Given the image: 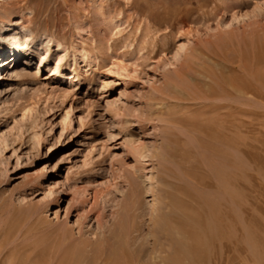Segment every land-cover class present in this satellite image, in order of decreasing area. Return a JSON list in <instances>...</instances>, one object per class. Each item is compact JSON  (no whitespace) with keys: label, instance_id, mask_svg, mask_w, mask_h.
I'll use <instances>...</instances> for the list:
<instances>
[{"label":"rangeland","instance_id":"obj_1","mask_svg":"<svg viewBox=\"0 0 264 264\" xmlns=\"http://www.w3.org/2000/svg\"><path fill=\"white\" fill-rule=\"evenodd\" d=\"M24 12L1 31L34 37V64L0 68V264H103L89 249L133 191L140 234L151 214L186 232L167 264H264V0Z\"/></svg>","mask_w":264,"mask_h":264},{"label":"bare ground","instance_id":"obj_2","mask_svg":"<svg viewBox=\"0 0 264 264\" xmlns=\"http://www.w3.org/2000/svg\"><path fill=\"white\" fill-rule=\"evenodd\" d=\"M35 1L37 2L38 0H0V68L7 60V57L5 58V55L8 49L10 50V52L8 53V57L10 56L12 58L11 62H19V59L24 58V62L26 65L34 64L31 63L32 57L34 56V52L32 51L34 37L26 40L25 47L18 49L19 46L17 45L11 46L10 43L5 44L6 42H3V40L7 39H5V37H2L1 31L4 27L9 28L10 24L13 25L20 23L23 26L25 23L33 22L35 19L34 16L32 14V16H28L24 11L27 9V6L31 2ZM67 1L68 0H66V2ZM169 14L172 15L173 13L169 12ZM84 53L85 52H83V54ZM85 56L87 55L85 54ZM46 63L47 59H38V66H43ZM55 68L57 69V71L55 74H53V77H55L54 79L56 80L66 76L67 74L73 79L78 78L76 76L75 70H72L70 73L66 74L59 60L55 63ZM18 72L20 78L23 79V77L26 76L24 73L22 74L21 70ZM135 194L136 191H133V193L131 194V198L126 201L125 206L123 205L121 207V211L116 213L117 218L115 222L116 224L113 225L114 227H111V229L109 227V229H106L107 231H103L101 238L95 240L93 249H89V252L92 253V256L95 259L94 261L100 260L99 263L108 264L109 261L112 260V264H120L118 262L120 260L122 263L125 262L126 264L128 262L130 264H140L142 262L140 261L142 257H140V255L141 253H143V246L148 242L149 238H153V245H151V250L149 249L148 252L150 261H148L149 263L147 264H159L157 261H155V258L159 256L161 257L163 264H167L165 260L170 259V253H166L165 250H169L171 248L170 243L172 242L170 241L174 242L176 240L177 243H183V241L185 240L186 232L181 227H179L177 223L178 221L173 220V222L168 223L165 220L166 218H164L163 216L158 217L155 213V215H150L149 225L147 226L148 236L146 237L140 234L141 231L139 232V226H136V228L135 225L137 224H134V214H137L136 211L137 209H139L137 208L138 200L136 201ZM153 200L154 199L151 200L152 206L154 204ZM177 210L181 211V209ZM162 237L166 240L161 239ZM148 244L149 243H147V245Z\"/></svg>","mask_w":264,"mask_h":264}]
</instances>
